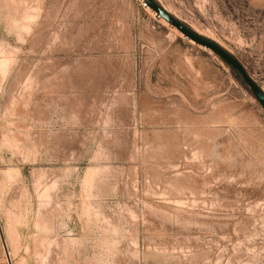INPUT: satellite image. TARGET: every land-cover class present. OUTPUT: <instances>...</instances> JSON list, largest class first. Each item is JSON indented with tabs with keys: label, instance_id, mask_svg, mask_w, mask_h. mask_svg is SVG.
<instances>
[{
	"label": "rangeland",
	"instance_id": "374dc122",
	"mask_svg": "<svg viewBox=\"0 0 264 264\" xmlns=\"http://www.w3.org/2000/svg\"><path fill=\"white\" fill-rule=\"evenodd\" d=\"M264 91V0H155ZM0 264H264V106L144 0H0Z\"/></svg>",
	"mask_w": 264,
	"mask_h": 264
},
{
	"label": "water",
	"instance_id": "95a60500",
	"mask_svg": "<svg viewBox=\"0 0 264 264\" xmlns=\"http://www.w3.org/2000/svg\"><path fill=\"white\" fill-rule=\"evenodd\" d=\"M144 1L151 9H153L157 13L158 16L162 17L169 24L176 27L180 32L183 33V35L195 41L196 43L203 45L213 50L217 54H219L227 63H229L232 66V68L236 72L239 73V75L242 77L245 83H247L250 86L255 96L259 99L260 103L264 106L263 89L252 79V77L246 71L245 67L235 56H233L231 53H229L226 49L221 47L216 42L203 37L196 31L188 27L186 24H184L179 19L174 17L172 14H170L167 10H165L161 5H159L157 1L155 0H144Z\"/></svg>",
	"mask_w": 264,
	"mask_h": 264
},
{
	"label": "bare ground",
	"instance_id": "6f19581e",
	"mask_svg": "<svg viewBox=\"0 0 264 264\" xmlns=\"http://www.w3.org/2000/svg\"><path fill=\"white\" fill-rule=\"evenodd\" d=\"M146 4V3H145ZM147 5V4H146ZM164 20V19H163ZM166 21V20H165ZM167 22V21H166ZM176 28V27H175ZM177 29V28H176ZM178 30V29H177ZM179 31V30H178ZM180 32V31H179ZM181 34H183L182 32H181ZM193 41V40H192ZM194 42V41H193Z\"/></svg>",
	"mask_w": 264,
	"mask_h": 264
},
{
	"label": "trees",
	"instance_id": "16d2710c",
	"mask_svg": "<svg viewBox=\"0 0 264 264\" xmlns=\"http://www.w3.org/2000/svg\"><path fill=\"white\" fill-rule=\"evenodd\" d=\"M228 65H230L229 63H227ZM231 66V65H230ZM232 67V66H231Z\"/></svg>",
	"mask_w": 264,
	"mask_h": 264
}]
</instances>
